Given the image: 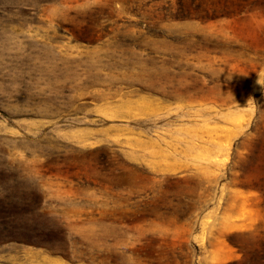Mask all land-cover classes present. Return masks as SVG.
<instances>
[{
    "label": "rangeland",
    "instance_id": "rangeland-1",
    "mask_svg": "<svg viewBox=\"0 0 264 264\" xmlns=\"http://www.w3.org/2000/svg\"><path fill=\"white\" fill-rule=\"evenodd\" d=\"M264 0H0V264H264Z\"/></svg>",
    "mask_w": 264,
    "mask_h": 264
},
{
    "label": "clouds",
    "instance_id": "clouds-1",
    "mask_svg": "<svg viewBox=\"0 0 264 264\" xmlns=\"http://www.w3.org/2000/svg\"><path fill=\"white\" fill-rule=\"evenodd\" d=\"M260 84H262L261 82H259ZM262 85H264V84H262Z\"/></svg>",
    "mask_w": 264,
    "mask_h": 264
}]
</instances>
